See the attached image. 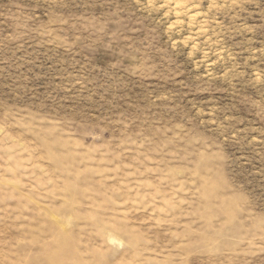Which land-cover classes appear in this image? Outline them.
I'll use <instances>...</instances> for the list:
<instances>
[{"label": "rangeland", "instance_id": "374dc122", "mask_svg": "<svg viewBox=\"0 0 264 264\" xmlns=\"http://www.w3.org/2000/svg\"><path fill=\"white\" fill-rule=\"evenodd\" d=\"M56 263L264 264V0H0V264Z\"/></svg>", "mask_w": 264, "mask_h": 264}, {"label": "bare ground", "instance_id": "6f19581e", "mask_svg": "<svg viewBox=\"0 0 264 264\" xmlns=\"http://www.w3.org/2000/svg\"><path fill=\"white\" fill-rule=\"evenodd\" d=\"M18 229V228H17ZM9 235V234H8ZM57 262V261H56ZM63 262V261H62ZM55 263V262H54ZM58 263H59V261H58ZM57 264V263H56Z\"/></svg>", "mask_w": 264, "mask_h": 264}]
</instances>
